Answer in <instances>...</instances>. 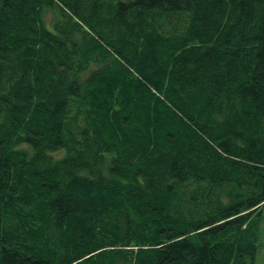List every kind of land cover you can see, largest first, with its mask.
<instances>
[{
	"label": "trees",
	"instance_id": "obj_1",
	"mask_svg": "<svg viewBox=\"0 0 264 264\" xmlns=\"http://www.w3.org/2000/svg\"><path fill=\"white\" fill-rule=\"evenodd\" d=\"M263 216L264 0H0V264H256Z\"/></svg>",
	"mask_w": 264,
	"mask_h": 264
},
{
	"label": "rangeland",
	"instance_id": "obj_2",
	"mask_svg": "<svg viewBox=\"0 0 264 264\" xmlns=\"http://www.w3.org/2000/svg\"><path fill=\"white\" fill-rule=\"evenodd\" d=\"M122 1H127V0H122ZM56 18V13L53 10H48L45 13L44 16V21L47 26L51 27L52 23L54 22ZM261 227H260V239L259 243L257 244L258 250H257V259H256V264H264V216L262 219Z\"/></svg>",
	"mask_w": 264,
	"mask_h": 264
}]
</instances>
